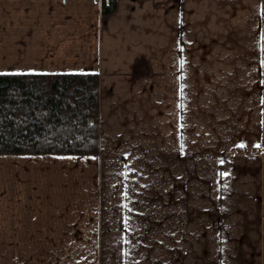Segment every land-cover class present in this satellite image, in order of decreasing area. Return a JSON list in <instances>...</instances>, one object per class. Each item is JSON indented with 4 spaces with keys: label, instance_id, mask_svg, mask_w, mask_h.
<instances>
[{
    "label": "crops",
    "instance_id": "1",
    "mask_svg": "<svg viewBox=\"0 0 264 264\" xmlns=\"http://www.w3.org/2000/svg\"><path fill=\"white\" fill-rule=\"evenodd\" d=\"M104 2L0 0V74L100 99L98 154L0 155V264H264V0Z\"/></svg>",
    "mask_w": 264,
    "mask_h": 264
},
{
    "label": "trees",
    "instance_id": "2",
    "mask_svg": "<svg viewBox=\"0 0 264 264\" xmlns=\"http://www.w3.org/2000/svg\"><path fill=\"white\" fill-rule=\"evenodd\" d=\"M99 104L97 74H0V155L98 154Z\"/></svg>",
    "mask_w": 264,
    "mask_h": 264
}]
</instances>
